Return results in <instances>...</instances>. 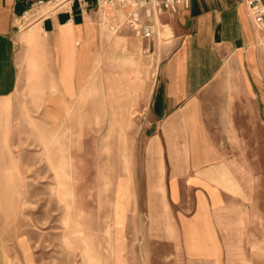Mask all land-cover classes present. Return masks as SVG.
<instances>
[{
    "label": "crops",
    "instance_id": "0c3cea01",
    "mask_svg": "<svg viewBox=\"0 0 264 264\" xmlns=\"http://www.w3.org/2000/svg\"><path fill=\"white\" fill-rule=\"evenodd\" d=\"M27 5L0 0V99L17 90L28 58L34 91L54 87L62 112L98 118V134L126 151L144 211L152 198L174 208L187 256L224 261L238 215L264 214V24L243 0H190L158 12L162 39L154 15L141 12L136 27L128 10L110 11L114 31L76 3L17 30Z\"/></svg>",
    "mask_w": 264,
    "mask_h": 264
},
{
    "label": "rangeland",
    "instance_id": "374dc122",
    "mask_svg": "<svg viewBox=\"0 0 264 264\" xmlns=\"http://www.w3.org/2000/svg\"><path fill=\"white\" fill-rule=\"evenodd\" d=\"M160 27L156 23L162 39ZM22 70L17 90L0 99V180H6V175L16 176L15 186L23 201L19 234L29 238L30 252L25 251L32 256L29 264H115L117 247L121 264H264V214H252L248 221L238 215L227 232L226 244L221 247L224 261L190 259L178 238L174 208L165 199L152 198L151 207H145L144 211L143 201L134 196L133 183L127 175L126 151L112 149L110 135L98 134V118L79 116L76 108L62 112L63 97L53 98L54 87L36 91L32 88L28 58ZM47 105L53 109V115L48 113ZM60 133L64 134L63 146L68 155L75 157L79 150L78 157L84 164L86 241L93 246L98 244V256L89 252L90 259H83L73 243L58 236L72 223L64 203L51 191L57 181L48 162L49 151L56 149L55 135ZM123 137L118 135L120 139ZM100 139H103L101 146ZM116 143L125 145L121 140ZM4 149L9 154L7 159ZM113 156L118 164H112ZM122 186L128 195L127 204L124 218L116 224L115 200ZM15 242L14 225L0 219V262L3 259L7 264H27L25 248L14 245ZM75 242L79 246L82 240L76 238ZM188 248L196 252L208 250L196 245ZM210 252L218 253L219 249L211 247Z\"/></svg>",
    "mask_w": 264,
    "mask_h": 264
},
{
    "label": "bare ground",
    "instance_id": "6f19581e",
    "mask_svg": "<svg viewBox=\"0 0 264 264\" xmlns=\"http://www.w3.org/2000/svg\"><path fill=\"white\" fill-rule=\"evenodd\" d=\"M154 19L156 23H160V17L158 12L154 13ZM165 30V34L168 35V33H171L167 26L165 27ZM47 110L48 113H53V109L50 108L48 105ZM62 134L63 133H60V135H55L57 137V147L55 150L49 151L50 157L48 162L52 170L54 171L53 177L57 181L56 184L53 185L51 191L57 193L60 202L62 201L64 203L67 210L66 213L69 219L72 220V223L67 225L66 229L58 236L67 240L70 243H73L74 249H78L80 251L83 259H90L89 252H92L93 254H95V256H98V244L93 246V244H90L86 241L85 225L83 220V210L85 205L84 197H86V182L83 177L84 164L81 161V158L78 157L79 150H77L74 154L75 157H70L68 155L67 150L63 146L64 134ZM73 149H76V147ZM4 150L5 157H3L8 158V151L7 149ZM7 176L8 175H6V180H0V219L3 222L4 220H9L14 225L16 238V242L14 243V245L17 246L19 244L21 248H25L24 252H30L29 238L26 235L24 236V234H19L21 230H19V228L22 225L19 224L21 223L20 208L23 201L21 199V193L15 186L16 176ZM127 197L128 195L125 186L120 187L115 200L114 212L116 224H120V222L124 218ZM76 238L82 240L81 245L77 246V244H75ZM119 249L120 248L117 247L114 251L115 264L122 263L121 253L119 252ZM5 252H7V250H4L3 252V254L7 256V253ZM25 257H27V264L31 263L32 259L30 258H32V256L25 252ZM0 264L7 263L5 260L2 259Z\"/></svg>",
    "mask_w": 264,
    "mask_h": 264
},
{
    "label": "built area",
    "instance_id": "2783aa9c",
    "mask_svg": "<svg viewBox=\"0 0 264 264\" xmlns=\"http://www.w3.org/2000/svg\"><path fill=\"white\" fill-rule=\"evenodd\" d=\"M257 28L262 29L264 24V6L261 0H243ZM78 5L81 15L90 10L97 13L101 24L116 31L119 25L110 20L109 11L128 10L125 23L137 27L141 12L147 16L154 15L161 10L175 12L179 5L188 7L190 0H28V5L17 16V30H23L42 21L58 9L70 10L73 4ZM109 10V11H108ZM140 31L147 33L144 29Z\"/></svg>",
    "mask_w": 264,
    "mask_h": 264
}]
</instances>
